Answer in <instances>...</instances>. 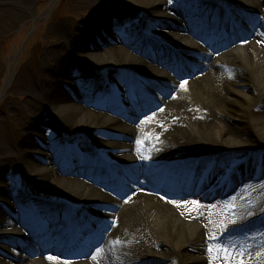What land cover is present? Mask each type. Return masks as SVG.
Instances as JSON below:
<instances>
[{
	"label": "bare ground",
	"instance_id": "6f19581e",
	"mask_svg": "<svg viewBox=\"0 0 264 264\" xmlns=\"http://www.w3.org/2000/svg\"><path fill=\"white\" fill-rule=\"evenodd\" d=\"M210 1L218 9H204ZM81 3L88 9L56 20L59 43L28 66L29 99L21 98L11 109L12 128L0 119V264H224L208 251L210 237L221 233L251 245L244 264H264V235L252 238L264 228V219H256L264 214V0H200L192 20L178 16L191 9L179 0ZM23 4L31 9L33 0ZM85 10L89 19L80 23ZM129 11L140 14L132 18ZM242 13L261 31L243 49L229 39L204 43L202 22L217 34L221 15L229 16V30ZM153 26L159 28L157 39L140 40L138 29L148 32ZM122 27L128 37L120 35ZM150 48L157 54L154 60L137 52ZM184 54L195 59L198 72L182 75L191 77L183 82L165 79L168 74L157 61L178 62ZM12 79L9 72L3 93ZM173 89L175 98L167 99ZM112 108L120 116L111 115ZM146 112L150 117L141 122ZM79 145L85 153L55 151ZM258 153L262 159L256 161ZM62 162L71 176H60ZM91 171L111 184L119 173L131 179L129 189L139 192L121 206L118 198L82 180ZM170 175L183 186L164 185ZM202 188L206 203L195 196ZM48 200L56 203L52 211L41 204ZM37 201L56 216L42 211L45 215L29 217L25 207L36 213L41 210ZM65 217L72 228L97 220L103 231L97 238L100 250L87 247L84 233L76 235L81 245L72 244L67 252L45 255L24 246L22 240L30 238L22 228L48 231L51 220L66 224ZM49 232L55 241L61 231ZM74 235L68 232L58 244Z\"/></svg>",
	"mask_w": 264,
	"mask_h": 264
},
{
	"label": "rangeland",
	"instance_id": "374dc122",
	"mask_svg": "<svg viewBox=\"0 0 264 264\" xmlns=\"http://www.w3.org/2000/svg\"><path fill=\"white\" fill-rule=\"evenodd\" d=\"M81 2L83 0H33V6L30 9L26 4H23V0L0 1V119L2 118L4 123H7L9 129L12 128L8 120L11 109L20 103L21 98L29 99L25 88L31 83L28 66L34 61H42L44 49L59 43L56 20L65 14H69L72 10L88 9L80 6ZM185 3L190 4L189 1H185ZM211 4L212 2L209 4L210 7ZM100 6L106 7L103 4ZM127 13L131 14L132 18H136L140 14L135 13V11ZM89 14V11L85 10L79 17L80 23L87 21ZM121 31L120 33H123L124 37L128 36L126 27H122ZM142 33L151 39V36L147 34L149 32L144 31ZM110 46L113 47L114 44ZM153 52L150 50L152 53L150 55H155ZM208 63H206L207 66ZM9 72L13 73V79L8 90L3 93ZM183 80L178 81L183 82ZM143 89L145 90L144 87ZM176 90L173 89L165 97L167 99L175 98ZM94 92H98V88ZM3 141L0 133V146L4 144ZM253 145L255 144L253 143ZM76 149L85 152L81 145L77 146ZM243 154L246 156L248 152ZM1 155L0 152V159ZM260 156L261 154L258 153L256 160ZM60 176L66 177L70 174L64 170Z\"/></svg>",
	"mask_w": 264,
	"mask_h": 264
},
{
	"label": "snow or ice",
	"instance_id": "6c2138e0",
	"mask_svg": "<svg viewBox=\"0 0 264 264\" xmlns=\"http://www.w3.org/2000/svg\"><path fill=\"white\" fill-rule=\"evenodd\" d=\"M181 87H183V84ZM173 203L176 202L173 201ZM232 231L236 233L240 230L234 229ZM257 235H264V228L255 230L252 238H255ZM261 243H264V241ZM250 248L251 245H245L244 241H238L237 238H232L231 234L230 236L222 238L221 233V235L213 234L210 237L208 251L210 254H214L215 259L222 258L224 264H232L233 261L238 262V264H244L246 253L248 256H251ZM257 255H260V253L258 252ZM49 259H56V257L50 256Z\"/></svg>",
	"mask_w": 264,
	"mask_h": 264
}]
</instances>
